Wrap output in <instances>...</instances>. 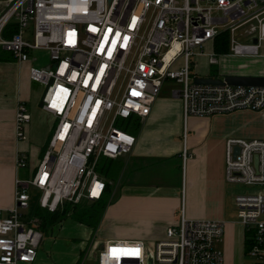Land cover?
<instances>
[{
    "label": "built area",
    "instance_id": "built-area-1",
    "mask_svg": "<svg viewBox=\"0 0 264 264\" xmlns=\"http://www.w3.org/2000/svg\"><path fill=\"white\" fill-rule=\"evenodd\" d=\"M263 42L264 0H0V51L18 62L46 52L47 64L33 63L29 76L43 87L41 108L54 117L45 150L26 176L15 177L14 205L0 215V264L37 258L44 232L29 213L31 187L48 211L104 195L101 159L132 150L136 137L123 126L150 114L166 81L179 85L171 95L185 122L183 165L189 117L264 111V87L194 82L199 56L213 67L225 55L258 57ZM217 44L228 48L219 52ZM30 119L18 102L17 138H26ZM27 165L18 153L16 167ZM224 179L239 187L233 200L247 264H264V139H227ZM224 233L225 221L182 212L153 249L140 240H107L97 264H224Z\"/></svg>",
    "mask_w": 264,
    "mask_h": 264
},
{
    "label": "crops",
    "instance_id": "crops-1",
    "mask_svg": "<svg viewBox=\"0 0 264 264\" xmlns=\"http://www.w3.org/2000/svg\"><path fill=\"white\" fill-rule=\"evenodd\" d=\"M44 55L46 52L36 50L31 53L30 61H0L1 216L7 215L14 205L15 177L26 176L36 166L54 125V117L39 105L42 93L35 92L29 76L30 66L40 62ZM244 58L249 61L231 63V60ZM213 68L217 69L215 74H211ZM194 70L200 77L264 76V42L258 57L225 55L217 66L210 67L202 55ZM18 102L26 103L31 114L25 127V139L17 138L15 133ZM139 122L141 126L134 134L136 143L132 150L110 158L111 177L98 169L107 182L103 195L106 206L95 230L96 235L105 240L98 243V248L112 239L154 242L163 237L166 227L176 223L184 212L189 218L217 219L229 224L225 236V264H244L243 228L236 219L234 223L228 220L230 212H236L233 195L239 187L224 179L225 143L229 138L264 139V111L245 109L189 117L186 123L189 157L184 165L181 149L185 122L178 98L160 94L150 114ZM18 153L27 157V167H16ZM71 230H78V237L85 240L95 233L91 227L67 218L44 233L36 260L21 264H77L80 250L70 254L61 252L64 247L73 248L71 239L77 235Z\"/></svg>",
    "mask_w": 264,
    "mask_h": 264
},
{
    "label": "trees",
    "instance_id": "trees-1",
    "mask_svg": "<svg viewBox=\"0 0 264 264\" xmlns=\"http://www.w3.org/2000/svg\"><path fill=\"white\" fill-rule=\"evenodd\" d=\"M224 37L227 36L226 33L222 34ZM227 45H218L216 50L219 52H223L227 50ZM15 58L10 52L7 51H0V61H13ZM211 74H215L217 69H211ZM141 124L139 119L133 122L131 125L126 124L123 126L126 130L135 134L138 132ZM103 158L102 162L100 163L98 169L101 173H103L106 177H111V163L110 158L106 159ZM106 203L103 199V196L96 201L92 202H83L81 204H71V203H64L61 209L56 211H48L45 208L39 206L35 199L32 198L29 213L34 215L40 219V229L47 233L49 229L55 226L56 223H59L65 220L68 217H71L73 220L85 224L92 228L93 231L96 230L98 227L100 220L102 218ZM247 241H245V250H246ZM78 264V263H77Z\"/></svg>",
    "mask_w": 264,
    "mask_h": 264
},
{
    "label": "rangeland",
    "instance_id": "rangeland-1",
    "mask_svg": "<svg viewBox=\"0 0 264 264\" xmlns=\"http://www.w3.org/2000/svg\"><path fill=\"white\" fill-rule=\"evenodd\" d=\"M47 61H49V58L47 55H44L42 57L40 63H44ZM242 61L248 62L249 60L245 59V58L244 59H234V60H231V63L233 65H237L238 63H241ZM34 87L36 90L35 92H37V93L41 92L42 93L43 90H42V86L40 84L34 83ZM178 87H179V85L175 81H172V80L166 81L162 87L160 94L169 96L172 94L171 89L172 88H178ZM30 193L32 195V198L37 200V198L39 196V191L37 189H34L33 187H31ZM68 218H71V217H68ZM235 219H236V212L231 211L228 220H229V222L234 223L233 221H235ZM37 220H38V223L40 225V219L38 218ZM63 221L56 223L55 226L62 223ZM228 227H230L229 224L225 225V234H224L222 241L219 243V247L222 249V252H223L224 264H225V236H226V232H227ZM71 232H74V235L75 234L77 235V236H72V237H75L74 240L71 239L72 244L71 243L70 244L73 246V248L71 249L70 247H64L62 249L63 251H61V252L63 254L64 253L70 254V253H74V251H76V250H78V252L80 250L81 251L80 252V260L78 261V264H97V254H98V251L100 250V248H98V243L100 241L103 242L105 239L100 237L99 235H96L97 232H95V231H93L95 233L90 237V239H87V240L82 239L81 236L78 237V233H79L78 230H76V231L71 230ZM84 242H86V245L84 244ZM153 243L154 242H147V243H145V245L149 249H153ZM248 260H249V257L244 255L243 256L244 264H247Z\"/></svg>",
    "mask_w": 264,
    "mask_h": 264
},
{
    "label": "water",
    "instance_id": "water-1",
    "mask_svg": "<svg viewBox=\"0 0 264 264\" xmlns=\"http://www.w3.org/2000/svg\"><path fill=\"white\" fill-rule=\"evenodd\" d=\"M256 41V40H254ZM195 83L201 84H215V85H244V86H260L264 87V76L262 75H240V74H227L221 78H211V77H198L194 80ZM42 100L39 101L41 106ZM238 149H236L237 151ZM255 165L257 164V159L255 157Z\"/></svg>",
    "mask_w": 264,
    "mask_h": 264
}]
</instances>
